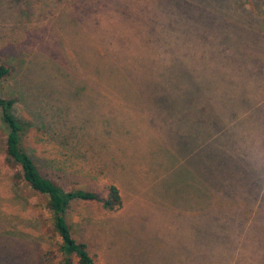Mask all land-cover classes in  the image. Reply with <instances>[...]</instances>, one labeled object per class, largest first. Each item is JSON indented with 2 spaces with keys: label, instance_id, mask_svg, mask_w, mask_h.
Masks as SVG:
<instances>
[{
  "label": "rangeland",
  "instance_id": "1",
  "mask_svg": "<svg viewBox=\"0 0 264 264\" xmlns=\"http://www.w3.org/2000/svg\"><path fill=\"white\" fill-rule=\"evenodd\" d=\"M1 64L41 173L120 191L117 211L67 210L94 264H264V206L238 207L216 176L264 140V0H0ZM4 141L0 264H60L46 200L15 185Z\"/></svg>",
  "mask_w": 264,
  "mask_h": 264
},
{
  "label": "trees",
  "instance_id": "2",
  "mask_svg": "<svg viewBox=\"0 0 264 264\" xmlns=\"http://www.w3.org/2000/svg\"><path fill=\"white\" fill-rule=\"evenodd\" d=\"M12 73L11 66L1 64L0 84ZM15 102L14 98L0 96V129L5 131L4 163L12 170L15 185L23 184L45 198L52 227L60 240L57 248L60 264H94V257L89 254L86 244L73 238L66 219L67 210L72 202H88L98 203L109 212L117 211L123 205L120 191L112 184L104 187V195L77 186L64 188L42 174L24 149L28 125L14 115Z\"/></svg>",
  "mask_w": 264,
  "mask_h": 264
},
{
  "label": "crops",
  "instance_id": "3",
  "mask_svg": "<svg viewBox=\"0 0 264 264\" xmlns=\"http://www.w3.org/2000/svg\"><path fill=\"white\" fill-rule=\"evenodd\" d=\"M263 100H259V101L263 102ZM258 102L256 104H258ZM253 108L254 107L250 108L249 110H252ZM257 109L258 108H256L255 111ZM237 122L238 121H235L233 124H236ZM243 142H244L242 144L243 151L242 152L238 151V153L231 159L229 164L230 167L228 166V164H217L216 176L218 175L224 176V179L226 180L224 182L225 185L224 191H230L234 193L236 192L244 193L242 194V196L247 200L241 199L245 201L242 203H248V204L246 205L242 204L239 205L238 207L258 208L260 206H264V200H261L262 195L264 194V140L261 143H257L254 140L251 141V138L249 136L247 138H244ZM208 146L209 144L207 145V147ZM239 170L241 172V175L244 176L245 178L241 181H235L237 180L236 176H239L238 173ZM200 183L203 184L202 181ZM203 185L206 186L207 190L209 189L207 187L208 185L207 181L206 184ZM246 194H248V196L251 199L247 197ZM249 194H252V196L254 197L250 196ZM255 194L256 195L260 194V195L256 197ZM202 205H203L202 203H199V208L202 209Z\"/></svg>",
  "mask_w": 264,
  "mask_h": 264
}]
</instances>
